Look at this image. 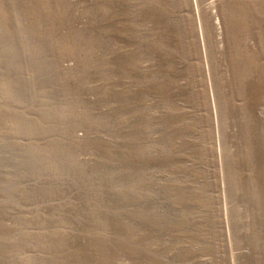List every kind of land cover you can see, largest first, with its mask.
<instances>
[{
    "label": "rangeland",
    "instance_id": "obj_1",
    "mask_svg": "<svg viewBox=\"0 0 264 264\" xmlns=\"http://www.w3.org/2000/svg\"><path fill=\"white\" fill-rule=\"evenodd\" d=\"M0 264H264V0H0Z\"/></svg>",
    "mask_w": 264,
    "mask_h": 264
},
{
    "label": "bare ground",
    "instance_id": "obj_2",
    "mask_svg": "<svg viewBox=\"0 0 264 264\" xmlns=\"http://www.w3.org/2000/svg\"><path fill=\"white\" fill-rule=\"evenodd\" d=\"M214 1H212V6L213 8H215V16H216V19L218 21V25H219V28H220V34H223L224 32V28H225V32L226 31V25H227V22H226V16L223 14L222 12V9L220 7H218V5H214L215 2L213 3ZM222 6V5H221ZM227 15V14H226ZM222 32V33H221ZM217 34V32H216ZM219 34V33H218ZM223 39V38H222ZM217 40V39H216ZM223 43V42H222ZM223 48V47H222Z\"/></svg>",
    "mask_w": 264,
    "mask_h": 264
}]
</instances>
